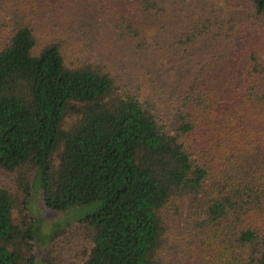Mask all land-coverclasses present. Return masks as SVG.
<instances>
[{"label":"trees","instance_id":"obj_1","mask_svg":"<svg viewBox=\"0 0 264 264\" xmlns=\"http://www.w3.org/2000/svg\"><path fill=\"white\" fill-rule=\"evenodd\" d=\"M4 175L0 264H264V0H0Z\"/></svg>","mask_w":264,"mask_h":264},{"label":"rangeland","instance_id":"obj_2","mask_svg":"<svg viewBox=\"0 0 264 264\" xmlns=\"http://www.w3.org/2000/svg\"><path fill=\"white\" fill-rule=\"evenodd\" d=\"M13 177L4 175L0 184L12 187ZM32 195L29 203V213L37 222L36 255L39 260H45L53 245L60 239L70 235L76 224L87 215L94 213L98 205L76 207L67 212H55L45 207L41 191V173L37 169L32 173L31 178ZM77 248L76 246H74ZM84 259L77 255L64 264H84Z\"/></svg>","mask_w":264,"mask_h":264}]
</instances>
